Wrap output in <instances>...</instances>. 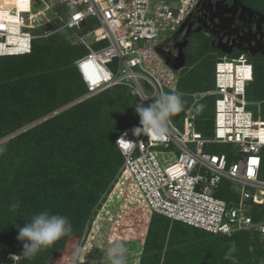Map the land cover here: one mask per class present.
Instances as JSON below:
<instances>
[{"label": "rangeland", "instance_id": "rangeland-1", "mask_svg": "<svg viewBox=\"0 0 264 264\" xmlns=\"http://www.w3.org/2000/svg\"><path fill=\"white\" fill-rule=\"evenodd\" d=\"M228 3L224 16L235 19L234 24L200 25L201 29L193 32L198 26L195 25L174 38L159 40L148 54L149 64L166 83L170 120L181 128L182 117L192 108L197 125L207 136L210 135V100L214 97L193 103V94L214 87V65L222 56L245 53L253 62L256 78L250 84V106L256 115L264 117V94L260 97L255 93L258 77L260 80L264 77V38L260 39L255 29L258 16L264 18V0ZM56 25L58 21L53 20L35 31L40 36L36 43L37 61L31 66L33 72L10 71L27 64L25 58L0 59V146L12 141L0 149V202L11 201L5 207L8 212L0 213V250L10 249L17 254L8 255L11 261L6 256L1 264L9 261L36 264L37 250L45 252V249L46 256L40 257L38 264H162L170 238L174 264H229L235 238L195 230L171 235L174 231L171 223L159 251L144 248L151 213L138 197L131 179L121 172V158L114 143V133L133 118L126 110L117 107L109 108L107 115L101 112L100 125L84 135L87 141H81L84 136L71 133L47 132L51 131L50 124H44L70 107L104 92L123 96L122 88H116L117 85L84 99V94L63 96L66 91L60 81L51 88L55 81L51 67L54 58L43 52L42 45L52 32L48 28ZM94 27V22H90L85 29L51 33L70 45L71 68L87 52L79 39L84 37L93 46L89 31ZM109 67L115 70V61ZM28 75L40 77L44 85L18 84L20 78L24 81ZM123 88L134 113L138 108L137 96L127 86ZM144 89L151 95L148 85L144 84ZM6 99L9 108L2 105ZM150 103L158 111L155 97L150 98ZM102 109L107 107L104 105ZM216 147L214 152L221 146ZM27 186L35 196L24 197L25 204L19 194ZM251 235L256 246L263 250L254 257V264H264V245ZM155 254L157 262L153 260ZM233 263L243 264L235 259Z\"/></svg>", "mask_w": 264, "mask_h": 264}, {"label": "built area", "instance_id": "built-area-1", "mask_svg": "<svg viewBox=\"0 0 264 264\" xmlns=\"http://www.w3.org/2000/svg\"><path fill=\"white\" fill-rule=\"evenodd\" d=\"M204 1L0 0V56L29 53L40 36L34 30L53 20L59 26L49 34L94 22V44L81 37L87 52L75 63L86 88L82 99L116 85L137 96L135 127L120 131L114 143L138 197L171 222L213 235L253 230L264 244V118L255 116L247 95L251 60L245 53L220 57L214 87L193 94V103L214 97L210 136L197 128L192 108L181 128L170 120L166 83L148 62L159 40L174 38L203 13ZM223 144L229 154L214 152Z\"/></svg>", "mask_w": 264, "mask_h": 264}, {"label": "trees", "instance_id": "trees-1", "mask_svg": "<svg viewBox=\"0 0 264 264\" xmlns=\"http://www.w3.org/2000/svg\"><path fill=\"white\" fill-rule=\"evenodd\" d=\"M56 26H59V25H56ZM48 29L53 30L56 28L53 26V27H49ZM35 31H36V29L34 30V32ZM36 43H37V39H35L33 41L32 48H31V51L29 53L20 54V55L0 56V59H21V58H25L27 64H24V65L17 67V68H11L10 71H14V69H16V70H21L22 72H26L28 70H30L29 72H33L31 70V66L36 64V61H37L36 56L38 54L37 48H36ZM42 46H43V52L46 53L47 56H52L54 58V62L52 63L51 67H52V75H54L53 79L55 78L56 82L53 80V82L51 83V88L54 87V84H56L58 81H60L61 86L63 85L65 88V91H66L65 94H63V96H65V97L71 96L72 97V96L78 95V94H85L86 88H85V86L81 80L79 73L77 72L76 67H74V69H73L70 67V64H68V57H70L69 53L71 51V49L69 48L70 45L66 41L62 40L61 38H55V37H53V35L49 34V36H47V39H46V41H44V44ZM252 64H253V62H252ZM253 67H254V64H253ZM262 67H263V69H262V72H263L264 71V61L262 63ZM22 78H25V77H22ZM254 78H256L255 67H254L253 81H254ZM260 78H261V80L258 77L257 81H260V82H258V84L256 86L255 93H256V95L261 97L264 94V77L262 76ZM20 79L18 81V84L27 83L29 85H32V84L36 83V85L38 87L44 85L43 81H42V79H40V77L34 78L33 76L28 75L26 77V79H24V81L20 80ZM262 80H263V82H262ZM253 81H251L249 83V85L247 86L248 99H249L250 84ZM113 87H115V86H113ZM117 87L122 88L121 91L123 92V96H120L118 93L116 96H114L113 95L114 93L109 94L108 92H104V93L100 94L99 96L95 97L94 99L85 100L78 105H75L73 107H70V108L62 111L57 116L50 118L44 125L50 124V130L51 131H47V130L46 131L49 133H54V134H60L63 132V133H66L68 135L71 133V134L75 135L76 137L81 138L82 136L86 135V133L91 132L94 127H98L100 125L101 112H104V115H107V111L110 110L109 108L116 109L117 107H120L122 110H126L127 114L129 113L128 116H131L133 118L130 120L129 123H127L126 125L121 127L119 130H117V132L114 133V138L124 128H126L128 126L135 127V113L138 110V108L135 110L134 113H132L133 109L130 107V103L128 101V98H126L124 96L126 89L123 88L124 86H121V85H117L116 88ZM110 88H112V87H110ZM206 98L210 99L212 97L209 96ZM9 99L8 100L6 99L4 104H2L6 108L11 107V105L8 104ZM104 105L107 107L106 110L102 109V106H104ZM210 107H211V116H210V121L208 124V129H209V132L211 134V128L213 126V99L210 100ZM255 116H257V115L255 114ZM262 118H264V117L262 116ZM196 125H197V122H196ZM197 128L203 133L204 136H207L204 133L203 129L200 128L198 125H197ZM84 137H82L81 141H87V140H85L87 138V136H84ZM11 142L12 141L10 139V140L6 141L5 143H3V145L4 146L9 145ZM3 145L0 146V149H3ZM220 146L221 147H219L218 152H226L229 154V151L231 148L230 145L223 144ZM213 149H215V147H213ZM118 156L120 157L119 153H118ZM1 158H2V152L0 150V162H1ZM29 189L30 188L27 186L26 189L24 188V190L21 191L19 194L20 198H22L24 203L26 202L24 197L29 199V198H33L35 196L33 194V192L28 191ZM16 194H17V192H15V195ZM221 196H223V195H221ZM9 202H11V201L4 200V201L0 202V213H2V212L7 213L8 212L5 209V207L10 204ZM150 213H151V219H150V223L148 225L146 245L144 246L145 249L150 248V249H155V250L159 251L162 248L161 245L163 242V238L165 237V234L168 230L169 223L174 225L173 226L174 231L172 230L171 235H173L177 232L183 233V231H186V230H195L197 232H202V233H205L208 235H213L211 233L205 232L201 229L194 228V227L189 226L187 224H184L182 222H171L168 218H166L165 216H163L161 214H158L155 212H150ZM250 233L254 234L259 239L258 232L253 231V230H250V231L243 230V231L237 232L231 236L219 235V236H224L227 239H231V240H232V238L236 239V244L234 245L233 250L230 253L231 262L229 264H234L233 259H235L236 261L241 262L243 264H254V261H253L254 257L257 254L259 255V253L263 251L261 249V247L256 246V242L254 240V237ZM3 236H4V234L2 235V237ZM17 236H19L18 233H17ZM160 241H161V243H160ZM172 241H173V239L171 240V238H170L169 245H168L169 249L166 250L162 264H171V263L174 264V261L172 259V255H171L172 254L171 252L174 249V247L172 245V243H173ZM4 247H6V245H4ZM251 248L254 249L255 251L251 252L250 251ZM46 253H47L46 249H45V252H41L40 250H37V255L34 256L35 260L37 261L36 264H38V259L40 257L43 258L46 256ZM10 254H14L17 256L16 253H11L10 249L2 250V252L0 250V264L3 263L5 261V257L6 256L8 257V255H10ZM8 259L11 261V257H8ZM157 259H158V255L155 254L153 256V260L157 262ZM10 261H9V264H11ZM16 264H23V261H19ZM29 264H35V263L30 261ZM141 264H142V262H141Z\"/></svg>", "mask_w": 264, "mask_h": 264}, {"label": "water", "instance_id": "water-1", "mask_svg": "<svg viewBox=\"0 0 264 264\" xmlns=\"http://www.w3.org/2000/svg\"><path fill=\"white\" fill-rule=\"evenodd\" d=\"M232 2V0H230ZM226 4H223V3ZM229 0H205L199 10H203V13L196 18V20L193 23H190L187 26V29L193 28L196 23L197 29H193L192 31H199L201 29L200 25H226L229 23V25H232L235 23V19L233 20L230 18V16H224V12L228 9V3ZM207 15V16H206ZM220 15V16H218ZM257 22H255V29L256 34H258L260 39L264 38V18H261V16H258ZM206 18V19H205ZM216 20V21H215ZM242 20V17L239 18V21ZM239 21L237 24H239ZM243 39L246 38V34L242 35ZM184 55V54H183Z\"/></svg>", "mask_w": 264, "mask_h": 264}, {"label": "bare ground", "instance_id": "bare-ground-1", "mask_svg": "<svg viewBox=\"0 0 264 264\" xmlns=\"http://www.w3.org/2000/svg\"><path fill=\"white\" fill-rule=\"evenodd\" d=\"M16 18H14V20H15Z\"/></svg>", "mask_w": 264, "mask_h": 264}, {"label": "flooded vegetation", "instance_id": "flooded-vegetation-1", "mask_svg": "<svg viewBox=\"0 0 264 264\" xmlns=\"http://www.w3.org/2000/svg\"><path fill=\"white\" fill-rule=\"evenodd\" d=\"M230 1V0H229ZM237 25H239V24H237Z\"/></svg>", "mask_w": 264, "mask_h": 264}]
</instances>
